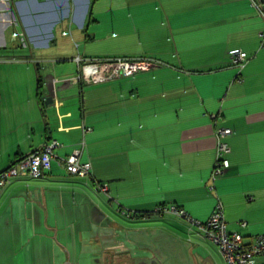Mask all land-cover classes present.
<instances>
[{
	"label": "crops",
	"instance_id": "0c3cea01",
	"mask_svg": "<svg viewBox=\"0 0 264 264\" xmlns=\"http://www.w3.org/2000/svg\"><path fill=\"white\" fill-rule=\"evenodd\" d=\"M263 25L251 0H0V53L7 47L3 54L36 69L0 75V171L48 139L61 143L42 176L0 188V264L47 245L75 254L64 264L156 263L145 252H164L165 240L172 264H228L186 218L156 212L161 204L207 221L220 200L230 230L264 233ZM234 48L248 54L242 67L231 63ZM78 53L153 63L130 76L64 82L78 73ZM44 86L45 100L56 89L52 103H42ZM218 126L233 130L230 165L209 191ZM75 148L90 175L59 161ZM4 221L18 238L23 225L31 233L16 246Z\"/></svg>",
	"mask_w": 264,
	"mask_h": 264
},
{
	"label": "built area",
	"instance_id": "2783aa9c",
	"mask_svg": "<svg viewBox=\"0 0 264 264\" xmlns=\"http://www.w3.org/2000/svg\"><path fill=\"white\" fill-rule=\"evenodd\" d=\"M251 1L264 21V0ZM11 35L15 38L19 36V33L17 30H13ZM259 35L262 43H264V25ZM229 56L232 64L242 67L248 54L241 48H234L230 50ZM76 61L78 63V73L72 77L64 78V82L78 83L83 80L85 82H99L121 76H130L148 69L153 63L151 60L136 57L95 60L87 58L81 53L76 54ZM52 92L56 94L55 87ZM217 115L218 113L211 114L213 118H216ZM88 129L90 127L86 126L85 130ZM232 132V128L227 126H218L215 129L216 157L210 174L211 182L207 186L209 191H215L216 179L230 165L228 158L230 145L226 137L232 134ZM60 144V141L56 138L48 139L42 146L13 161L0 171V188L9 183L13 178L21 175H29L31 177L42 176L51 168L52 161L57 156L55 148ZM59 161L64 164L70 173L81 176L91 174L90 162L81 161V148H75L69 155L61 157ZM98 187L106 189V186L100 183H98ZM155 211L173 213L186 218L200 232L219 246L228 264H264V261L258 260V256L264 253V233H258L246 238L241 231L230 230L220 200L216 203L207 221L193 218L183 207L175 203L158 205ZM240 224L246 226L247 222L241 221Z\"/></svg>",
	"mask_w": 264,
	"mask_h": 264
},
{
	"label": "rangeland",
	"instance_id": "374dc122",
	"mask_svg": "<svg viewBox=\"0 0 264 264\" xmlns=\"http://www.w3.org/2000/svg\"><path fill=\"white\" fill-rule=\"evenodd\" d=\"M4 31H5L6 37H8V30H4ZM7 41H8V38H6V42ZM5 48H7V47L2 46V49H1L0 68H1V65L3 64L2 63L3 61L7 62L5 64L7 66H4L3 68L0 69V75H36V69L32 63L29 65L30 68H28L26 63L16 62L15 60H12L9 57L8 53L3 54V52L5 51L3 49H5ZM74 58L76 59V56ZM96 58H98V57H96ZM29 69H31L30 70L31 72H29ZM45 89L46 88L44 86L43 91H42V103L43 104H45V97H44ZM1 226L5 231V237H8L10 235H13L14 237H16V239L14 240V245H16V246H18L20 243L22 244L26 240V237L31 233V231L29 232V228L27 227V231H26L25 225H23L24 232L21 235L22 237L18 238L17 237V236H19L18 232L15 231L16 233L12 232V234H11L9 232V229H10L9 224L5 223V221L2 223ZM32 239H33V243H35V239L33 236H32ZM154 240L155 239H152V240L150 239V242L154 241ZM8 242L10 243V241H8ZM152 247L154 248V250L146 251L145 254H148V255L153 254L152 257L157 262L151 263L152 258L146 257V260H148L147 264H172V261L176 260V258L173 256L171 242H169L168 240H165V247L166 248L164 249V252H162L160 249L158 250L155 246H152ZM46 251L47 252H45L43 249H41L39 251L40 256L33 255L29 259H28V257H24V255L23 256L21 255L19 257L9 255V257H6V258L8 259V261L11 264H64V262H66V259L68 261L76 260L75 254H72V256L68 255V253H70V249H68L66 246H64L62 248L56 247L54 249L52 247V245H47ZM71 251H74V249L71 248ZM9 252H11V249H9ZM86 258H88V259L81 261V263H83V264H86V263L92 264L93 263L92 257H86ZM128 260H129L128 257L126 259L124 256H122V258L118 259L117 264H130V262H128ZM78 264H80V263H78Z\"/></svg>",
	"mask_w": 264,
	"mask_h": 264
},
{
	"label": "water",
	"instance_id": "95a60500",
	"mask_svg": "<svg viewBox=\"0 0 264 264\" xmlns=\"http://www.w3.org/2000/svg\"><path fill=\"white\" fill-rule=\"evenodd\" d=\"M50 94H51V92H50ZM51 95H52V94H51ZM51 95H47V96H46V100H45L46 104H48V103H52V102H53V98H52Z\"/></svg>",
	"mask_w": 264,
	"mask_h": 264
}]
</instances>
